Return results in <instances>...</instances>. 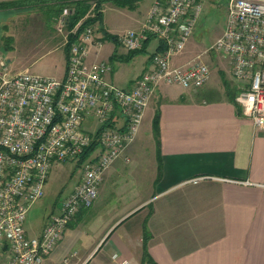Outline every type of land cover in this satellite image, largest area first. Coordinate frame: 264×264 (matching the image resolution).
I'll list each match as a JSON object with an SVG mask.
<instances>
[{"label":"built area","instance_id":"2783aa9c","mask_svg":"<svg viewBox=\"0 0 264 264\" xmlns=\"http://www.w3.org/2000/svg\"><path fill=\"white\" fill-rule=\"evenodd\" d=\"M226 1L225 29L210 50L229 59L233 78L244 83L236 102L254 128L264 132V0ZM89 3L85 18H95L96 0ZM201 11L199 0H156L139 31L118 36L128 52L141 50L150 37L163 45L131 89L108 79V63H86L89 46L99 44L97 24L79 34L81 22L67 30V8L55 20L63 45H68L63 79L10 73L0 55V264H43L79 211L93 205L107 170L135 142L161 84L185 90L206 85L210 70L200 57L183 66L170 65L185 49ZM77 34L70 42L69 36ZM95 140L98 147L82 163L80 183L41 233L28 236L27 213L44 197L52 165L78 161ZM56 264H71V257Z\"/></svg>","mask_w":264,"mask_h":264},{"label":"crops","instance_id":"0c3cea01","mask_svg":"<svg viewBox=\"0 0 264 264\" xmlns=\"http://www.w3.org/2000/svg\"><path fill=\"white\" fill-rule=\"evenodd\" d=\"M22 1L0 0L10 3L0 8L1 14L8 15L6 22H20L25 12L42 8ZM152 4L153 0H141L128 10L106 3L101 27L115 35L104 18L106 8L138 21ZM156 39L147 56L128 51L124 55L116 47L105 55L111 67L108 79L119 88L131 89L150 67V57L160 44ZM95 41L99 44L89 46L87 64L101 61L104 40L97 28ZM61 48L64 70L59 80L67 68L63 42ZM197 57L181 62L172 58L170 65L183 66ZM219 69L227 74L237 96L244 83L233 78L228 58ZM122 70L126 83L119 85L115 74ZM214 72L198 91L182 88L183 93L175 94L165 84L158 87L137 139L107 170L93 205L75 216L52 252L58 257L85 231L93 233V240L83 252L64 254L56 263L71 257V264H148L142 262L145 229L147 252L155 264H264V132L256 130L249 118L237 115L225 84L224 94L217 87ZM157 111L160 161L152 135ZM144 126L149 131L146 142L153 148L150 152L137 143ZM105 194L117 198L118 205L103 218L91 217V209L102 203Z\"/></svg>","mask_w":264,"mask_h":264},{"label":"rangeland","instance_id":"374dc122","mask_svg":"<svg viewBox=\"0 0 264 264\" xmlns=\"http://www.w3.org/2000/svg\"><path fill=\"white\" fill-rule=\"evenodd\" d=\"M154 1L156 0H153V3ZM199 2L202 11L193 34L183 52L172 60L173 62H181V60L191 59L199 55L200 60L210 69L211 78L213 76L212 70L215 71L214 77L217 82V87L221 89V94H224V82L229 83V81L226 79L227 74L222 69H219V64L226 62L227 58L221 53L210 50V48L215 44L225 29L227 1L199 0ZM147 14H142L139 16L138 21H133L127 13L119 14L106 8L104 18L108 26L113 29V33L120 36L129 30L139 31L147 19ZM6 17L8 15L6 16L0 13V55L9 72L14 74L26 72L34 76L59 80L64 70L63 53L62 50H59V47L62 49L61 44L63 38L55 29V20H48L41 7L38 9L33 8L30 12H25L21 19V21L23 20L22 22H19L17 19H15L14 23L6 22ZM156 43L157 39L152 37L146 44L147 50L145 52H139L138 54L147 56L154 50ZM115 47L118 53L128 55V52L122 46H118L112 40H104V45L101 49L102 57L99 62L108 59L105 58V55H110L112 53L111 51L115 50ZM107 61L104 60V62ZM115 79L119 82V85L126 83L125 72L123 70L117 72ZM166 86H169V90L175 94L184 92L179 85L173 84ZM148 135L149 131L144 126L142 139L137 143L145 147L144 150L150 152L153 148L151 147V143L146 142ZM78 161L52 165L45 186L44 197L32 204L27 213L25 229L28 236L35 237L41 233L49 217L58 213L61 203L80 183L83 174V165H78ZM117 205V198L105 194L102 203L99 201V204L91 209L90 215L93 218H103L108 209ZM85 232L87 233V231ZM85 232L78 241L70 243L71 247L67 248L68 250L61 251L58 257L52 252L44 260L43 264L56 263L62 255H69L73 251L83 252L93 240V233L86 234Z\"/></svg>","mask_w":264,"mask_h":264},{"label":"trees","instance_id":"16d2710c","mask_svg":"<svg viewBox=\"0 0 264 264\" xmlns=\"http://www.w3.org/2000/svg\"><path fill=\"white\" fill-rule=\"evenodd\" d=\"M141 0H96V11H95V18H85L87 13L89 12L91 5L89 3V0H24L22 2H29L33 3L35 2L37 4L42 5L43 11L46 14V17L48 20L53 21L56 20L62 13L64 9H69L71 11L70 17H69V24L67 26V30H72L79 22V28L77 30L78 34L83 30V28L87 25H95L97 24V32L102 33V40H112L114 42L118 41V37L115 35H111L107 33L102 27H101V20H102V10L103 5L106 3H110L115 7L124 8L131 10L136 7L137 2ZM16 4V2H14ZM10 5V3H0V8H4L6 6ZM85 18V19H84ZM77 35H70L69 41L72 42L77 38ZM150 37L145 43L141 50L129 52L130 54L134 55L136 53L142 52L148 43V41L151 39ZM66 56L68 55V45L64 46ZM163 49V45L159 44L158 51ZM225 84V90L227 93V96L229 100L234 104L235 110L237 115L242 116V110L240 106L236 102V92H234L230 85L227 82H224ZM159 118L160 113L157 111L153 117L152 120V135L155 142V149H156V155L158 160L160 161V127H159ZM98 147V144L95 141L91 143V145L83 151V154L80 156L79 161L77 162L78 165L82 164L87 158L90 157V155L96 150ZM84 209H81L82 211ZM79 211V212H80ZM72 226V223L70 222L67 227ZM148 235L143 230V247H142V262L148 263V264H155V262L150 258L147 252V241Z\"/></svg>","mask_w":264,"mask_h":264}]
</instances>
